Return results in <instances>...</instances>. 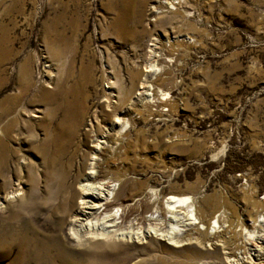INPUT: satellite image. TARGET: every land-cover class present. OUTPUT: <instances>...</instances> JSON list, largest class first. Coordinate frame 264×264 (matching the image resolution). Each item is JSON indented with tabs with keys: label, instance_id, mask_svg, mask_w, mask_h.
Masks as SVG:
<instances>
[{
	"label": "rangeland",
	"instance_id": "1",
	"mask_svg": "<svg viewBox=\"0 0 264 264\" xmlns=\"http://www.w3.org/2000/svg\"><path fill=\"white\" fill-rule=\"evenodd\" d=\"M146 70L150 81L137 97ZM110 80L113 101L130 107L111 138L114 177L123 167L118 183L148 194L145 215L171 194L189 195L208 228L189 226L179 247L147 234L137 242V234L127 248L94 249L69 234V215L60 230L59 212L20 195L0 206V264H257L251 250L264 234V0H0V184L15 190L21 182L26 199L40 194L41 201L34 180L48 168L46 144L66 108L62 91L86 104L82 134L94 112L107 110ZM75 147H67V165L55 177L73 165L76 174Z\"/></svg>",
	"mask_w": 264,
	"mask_h": 264
},
{
	"label": "bare ground",
	"instance_id": "2",
	"mask_svg": "<svg viewBox=\"0 0 264 264\" xmlns=\"http://www.w3.org/2000/svg\"><path fill=\"white\" fill-rule=\"evenodd\" d=\"M153 12L158 11H156V8H153ZM151 45L156 44L151 43ZM146 71L147 73L144 74L143 79L138 84L139 86L137 85L135 88L136 91L138 90L137 97L145 92V88L150 81L148 79L150 70ZM111 73L113 72L111 71ZM111 87L113 90H111L109 95H105V97L107 96L106 103H108L107 110L94 112L90 122V128L82 134H79V130L85 122V116L88 114L86 104L80 98L81 96L79 94L76 95L74 92L72 99H69V94H67L69 91H62L63 104L66 105V108L61 120L58 121L55 129L49 135V140L48 142L46 141L47 144L46 142L44 143L50 148L46 162L48 168L47 171L45 170V175L39 174L34 180L36 183L35 194H37L38 188L44 193L41 195L42 200L35 201V197H39L40 194L28 195L29 197L26 199L24 188L20 187L21 182L16 186L15 190H7L6 185L0 184V206L2 202H9L15 196L23 195L24 198L21 201L28 205L35 202L37 207L46 208L47 210L49 208L52 213L59 212L58 214L61 215L60 220L62 221L60 223V230L65 228L68 222L66 215H69V234L78 244H88L94 249L100 248L115 251L122 247L127 248L130 243H135L136 239L139 238L137 234L142 235L137 242L142 240L144 235L146 236L147 234L149 237H159L160 240H167L171 245L177 247L182 246L179 245L182 242L181 237L187 235L185 232L189 226V228L197 230H205L208 228L199 220L195 212L196 210L190 204L193 198L191 199L189 195L185 194L184 196L171 194L166 198L167 200L164 206L161 205L152 214L145 215L146 213L144 212H147L149 208L148 204L143 202V198L147 196L146 199H148V194L145 192L139 193L138 191H133V189L128 192L129 182L124 183V186L118 183V181L123 180L120 176L124 177L127 173L123 167L118 166L119 172H117L120 173L122 171V173H120L118 178L114 177L117 174H113L116 171L111 167V158L115 159V161L117 160V150L113 146L116 145V142L112 141L111 138L116 136V128L124 125L126 122V117L123 115L128 112L130 107L120 109L117 106L116 100L113 101L111 97L116 96L115 81H111ZM122 101L125 100L123 99ZM3 137L4 135H0V152L6 148L4 139H2ZM90 138L92 145L87 144V149H84L82 144ZM110 142H113V144L111 145ZM74 145L76 146L73 151L75 163L80 160L75 168L76 174H72V170L75 167L73 165L69 173L66 174V177H55L53 174L60 173L67 165L63 161L64 156H66L67 147ZM106 151H109L112 157L107 158L109 156H105L107 154ZM71 176L74 177V182H68ZM43 183L44 185L41 187ZM118 185L120 186L117 187ZM156 202L159 203L158 199ZM152 203L154 202L152 201ZM182 207H186L187 209L185 210L184 208L183 210L185 211H181ZM52 213L50 219L53 222ZM259 217L262 218V216ZM262 220H264V216ZM63 222H65L64 226H62ZM216 223L219 224V219L218 222L216 220L213 221V228L216 227ZM191 225H198V227H192ZM146 227H148L147 230H145ZM134 230L138 232L132 234ZM253 233L256 232L253 231ZM134 237L136 238L135 240ZM257 239H260L261 243L251 250V260L257 264H263L264 234L258 235ZM199 243L201 242L199 241ZM113 251L106 253L110 254ZM119 255L121 256V254ZM110 258H114V255L113 257L110 256ZM243 258L245 257L243 256ZM226 259L228 261H236L235 258L230 259L227 256Z\"/></svg>",
	"mask_w": 264,
	"mask_h": 264
}]
</instances>
